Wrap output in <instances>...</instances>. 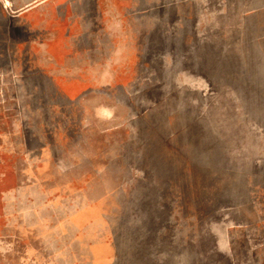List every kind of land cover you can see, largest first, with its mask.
<instances>
[{"label":"rangeland","instance_id":"1","mask_svg":"<svg viewBox=\"0 0 264 264\" xmlns=\"http://www.w3.org/2000/svg\"><path fill=\"white\" fill-rule=\"evenodd\" d=\"M0 264H264V0H0Z\"/></svg>","mask_w":264,"mask_h":264}]
</instances>
